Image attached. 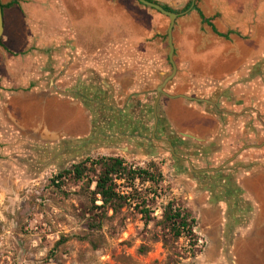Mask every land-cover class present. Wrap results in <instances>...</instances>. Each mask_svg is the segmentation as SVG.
<instances>
[{
    "label": "rangeland",
    "instance_id": "obj_1",
    "mask_svg": "<svg viewBox=\"0 0 264 264\" xmlns=\"http://www.w3.org/2000/svg\"><path fill=\"white\" fill-rule=\"evenodd\" d=\"M154 1L181 14L174 28L177 52L199 36L209 46L219 40L208 25L202 24L197 12L186 10L194 0ZM194 5L220 32L240 31L244 38L238 39L241 44L252 36L250 31L254 26L258 44L263 42L260 37L264 36V0H195ZM83 9L88 11V8ZM102 9L110 23L105 30H91L83 25L77 31L81 52L77 48L63 50L57 46L45 50L34 46L27 52L28 56L0 52V70L8 67L13 75L3 71L0 79L30 74L47 55L51 67L48 78L54 79L56 84L64 74L65 90L90 105V94L101 95L100 90L106 85L111 87L109 81L79 80L80 70L95 50L90 36L93 39L106 36L105 41L112 44L140 37L146 38V45L157 43L167 75L171 73L167 17L135 0H105ZM68 10L71 20L97 14L94 8L89 13L72 7ZM260 17L261 23L258 22ZM66 29L72 36L71 29ZM73 41H69L68 46L73 48ZM13 69H18L17 76ZM105 90L110 101H114L116 91ZM47 111L50 115L56 112L50 105ZM70 112L67 108L63 114L60 112L59 121L67 122ZM34 115L19 110L14 117L25 126L31 123ZM1 120L6 130H0V148L6 151L0 152V264H264V167L243 178L252 190L250 196L244 191H235V187H239L236 168L232 173L221 174L222 177L204 176L203 181L196 184L191 176L175 173V162L167 152L160 161L136 156L128 147L124 151L128 143L112 133L106 137L97 130L96 147L95 141L88 142L87 135H83L77 139L66 138L59 145L51 144L49 150L36 151L32 147L40 145V141H35L29 130L22 132L8 116L0 118V123ZM55 146L64 147L63 156L61 149L55 150ZM110 157L123 158L133 170L145 169L155 162L164 181L159 186L141 180L117 181L118 192L131 195L132 200L114 212L96 208L101 205L100 197L95 198L94 187L88 185V180L94 179L93 173L82 181L73 176L57 180L61 172L87 159L96 161ZM33 163L37 167H32ZM30 169L39 172L33 180L25 175ZM210 184L217 186L213 192L209 191ZM227 189L234 190L233 196L225 192ZM155 191L158 195H154ZM143 200L151 211L148 219L140 211ZM172 200L191 211L196 220L195 241L184 237L175 240L162 228L163 208Z\"/></svg>",
    "mask_w": 264,
    "mask_h": 264
},
{
    "label": "crops",
    "instance_id": "obj_2",
    "mask_svg": "<svg viewBox=\"0 0 264 264\" xmlns=\"http://www.w3.org/2000/svg\"><path fill=\"white\" fill-rule=\"evenodd\" d=\"M12 1L0 0L2 5ZM18 1V5L3 10L4 35L0 52L4 55L28 56L27 52L34 46L44 50L56 46L63 50L77 48L81 52L77 31L83 25L91 30H105L110 23L103 9L100 10L105 0ZM68 7L84 13L94 8L97 14L71 20ZM258 22H262L261 17ZM66 27L71 29L72 36ZM254 28L250 31L252 36L243 44L238 40L244 39L240 31L230 29L218 30L232 34L229 40L219 37L212 46L202 36L190 40L180 53L175 46L178 73L166 92L171 96L200 97L216 103L217 108L204 102L166 96L155 105L156 88L168 76L158 44L146 45V38L141 37L112 44L105 41L106 36L95 39L90 36L95 50L86 65L83 64L79 80L109 81L111 87L104 88L116 91L114 101H110L103 88L101 95L90 94L95 98L91 96L92 104L86 106L79 96L65 90L64 74L56 84L54 79L48 78L51 67L45 55L44 62H39L23 77L11 78L8 67L0 70V78L3 71L11 76L0 79V118L8 116L22 132L29 130L35 141H40L39 147H32L36 151L49 150L51 144L59 145L66 138L77 139L83 135L93 143L97 130L106 137L112 133L114 137L124 138L128 143L124 151L129 148L136 156L160 161L167 152L175 162V173L191 176L196 184L203 181L204 176L215 173L195 174L190 164L195 170L214 169L235 157L224 167L223 174L232 173L236 168L235 174L239 176L236 183L241 192L251 196L252 190L243 178L264 167V36L260 37L263 42L258 44ZM69 41H73V48L68 46ZM130 43H135V47ZM14 69L17 76L18 69ZM49 105L56 110L52 115L47 114ZM66 108L72 111L68 115L71 117L61 122L59 114ZM19 110L31 116L35 114L30 124L24 126L14 117ZM4 126L1 120L2 132L6 130ZM167 142L179 158L172 154ZM54 149H61L60 155H64L63 146ZM1 151L6 150L0 148ZM38 167L41 170V164ZM30 170L25 175L33 180L39 172Z\"/></svg>",
    "mask_w": 264,
    "mask_h": 264
},
{
    "label": "trees",
    "instance_id": "obj_3",
    "mask_svg": "<svg viewBox=\"0 0 264 264\" xmlns=\"http://www.w3.org/2000/svg\"><path fill=\"white\" fill-rule=\"evenodd\" d=\"M147 1L158 4L154 0ZM18 2V0H13L7 5H2V8L3 10L11 9L14 6L18 5ZM190 6L191 3L187 5L186 10H188ZM163 7L167 11L174 12L168 6ZM193 11L198 13L202 24L208 25L215 35L220 38L229 40L232 32H229L227 34L220 33L213 25L212 20L206 18L203 12L196 5H194ZM0 45L3 46L2 39H0ZM84 104L86 106H89L87 105L86 101H84ZM90 173L94 174V179H89L88 185L89 187H94L93 195L95 196V198L99 196L101 202V205L97 206L96 208L98 210H112L114 212L122 207V205L127 204L132 200L131 195L127 196L118 192V186L116 184L117 181L126 182L127 180H141L143 182H149L155 186H159L164 181V176L159 166L155 162H151L145 169L137 168L133 170L132 168L128 167L126 161L120 157L100 158L96 161L87 159L83 163L74 165L71 170L61 172L59 176H57V180H62L63 178H65V176H73L75 180L82 181L83 179L88 177ZM215 187L217 186H208L209 191L213 192ZM236 190L241 191L239 187H235V191ZM226 191L229 196H233V189H227L225 190V192ZM154 195H158L156 191L154 192ZM142 204L143 206L140 210L141 214L146 217V219H148L151 211L149 208H147L145 200H143ZM195 223L196 220L193 218L191 211L173 200L169 201L163 208L161 226L175 240H179L184 237L189 239L191 242L195 241Z\"/></svg>",
    "mask_w": 264,
    "mask_h": 264
},
{
    "label": "water",
    "instance_id": "obj_4",
    "mask_svg": "<svg viewBox=\"0 0 264 264\" xmlns=\"http://www.w3.org/2000/svg\"><path fill=\"white\" fill-rule=\"evenodd\" d=\"M136 2H138L140 5L149 8L151 10H154L156 12H158L159 14H162L163 16L167 17L169 19V26L167 29V47H168V60L169 63L171 64L172 67V71L171 73L163 80V82L156 88V94H157V102L155 105L158 104L159 99L162 96H166L169 98H182L184 100H187L189 102H196V103H200V102H204V103H208L213 105L215 108L216 107V103L205 100V99H201L200 97H189V96H185V95H178V96H171L169 95L166 90L170 87V84L172 83V81L176 78L177 73H178V66L177 63L175 61V43H174V28H175V24H176V20L181 16V14H177L171 11H167L164 9V7L161 4H156L153 2H149L147 0H135ZM195 1V0H194ZM194 1L193 4L191 6L190 9H193L194 7ZM4 35V15H3V8H2V4L0 2V39H2ZM155 109L157 110V106H155ZM169 144V142H167ZM172 154L179 158L178 156H176L173 147L169 144ZM235 159V157H233L232 159H230L229 161H227L224 165H222L219 168H214V169H203V170H195L191 164H190V168L192 170V172H194L195 174L197 173H206V172H213V173H219L221 172L224 167L230 163L231 161H233ZM81 162V161H80Z\"/></svg>",
    "mask_w": 264,
    "mask_h": 264
},
{
    "label": "flooded vegetation",
    "instance_id": "obj_5",
    "mask_svg": "<svg viewBox=\"0 0 264 264\" xmlns=\"http://www.w3.org/2000/svg\"><path fill=\"white\" fill-rule=\"evenodd\" d=\"M192 4H193V1H192V3H191V6H192ZM162 6H166V5H162ZM191 6H190V8H191ZM190 8H189V10H190ZM191 10H193V9H191ZM178 14V13H177ZM216 175H218V176H220L221 174L223 175V170L221 171V172H219V173H215ZM222 175L220 176V177H222ZM210 186H213V185H211L210 184ZM247 207V206H246Z\"/></svg>",
    "mask_w": 264,
    "mask_h": 264
}]
</instances>
